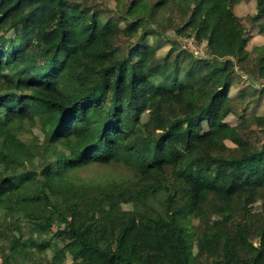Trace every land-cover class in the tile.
<instances>
[{
  "label": "trees",
  "instance_id": "obj_1",
  "mask_svg": "<svg viewBox=\"0 0 264 264\" xmlns=\"http://www.w3.org/2000/svg\"><path fill=\"white\" fill-rule=\"evenodd\" d=\"M177 3L129 0L117 19L82 0H0L2 264H190L188 238L194 264H264V116L248 113L264 94V44L256 76L242 68L264 0L247 24L238 0L179 10L174 34L205 43L207 58L168 51L147 69L139 47L156 56L164 38L150 25ZM238 67L258 96L229 95ZM16 121L41 139L24 163ZM113 165L125 181L77 174Z\"/></svg>",
  "mask_w": 264,
  "mask_h": 264
},
{
  "label": "rangeland",
  "instance_id": "obj_2",
  "mask_svg": "<svg viewBox=\"0 0 264 264\" xmlns=\"http://www.w3.org/2000/svg\"><path fill=\"white\" fill-rule=\"evenodd\" d=\"M85 4L90 5L92 9H96L100 11L101 17L104 18L107 17H116L117 19H122L124 17L125 13V6L129 0H82ZM155 0H149V2H154ZM257 1L258 0H238V3L234 5L233 9L236 12V14L241 18V20L247 24L251 18H253L256 14L258 16H261L262 13L259 14V8L257 7ZM196 0H178L176 8H169L167 11L162 12L159 17V22H152L150 27L153 30H157V32L161 35V37H158V39H163V47H161L157 52L156 56L154 55V52L150 51L143 46H140L139 48L141 51L147 50V53L143 55L142 52H140V57L144 58L145 66L147 69L153 68V66L156 63V60H159L163 58L168 51H171L172 58L178 53L183 50H186L190 54L197 58H207L208 56V50L205 45V43H198L194 41L193 39H183L177 35L174 34L172 28L174 25H181L183 21L181 20V17L179 16V10L181 11H190L193 8L194 3ZM129 23V22H128ZM258 24L260 26H264V16H261V20L258 21ZM257 24V25H258ZM127 25L126 23L121 24V27H124ZM261 27L258 26H251L248 28L247 31V46L246 50L250 54V60L247 61V63L242 67L243 70L247 71V75L256 76L254 65L256 58V55L258 54L254 49L259 47L260 45L264 44V32H260ZM136 38H134L131 42L133 44L135 42ZM152 40H154L152 38ZM174 41V44L171 45L170 43ZM150 43V40L148 41V44ZM173 43V42H172ZM172 46L174 47V50H172ZM239 71L236 72V75L234 77L233 85L231 87V90L229 92V95L233 96L236 95V93L240 90H244L248 88L249 92H254L255 96H258L259 91L262 89L261 86H255L252 87L249 85V82H247L246 76L243 75V73L240 71L241 67L237 68ZM257 103L253 104L250 108H248V113L255 114L257 116H264V94L260 98ZM174 98L170 99V102H172ZM240 118L239 116L233 115L229 116L225 122H227L231 126H235L238 124ZM252 123V122H250ZM13 133L15 135V138L19 144V146L23 150V155L20 157L22 163H24V159L30 156L29 152V146L36 145L40 139L39 132L36 128H32L30 125H27L23 122L16 121L15 126L12 127ZM249 129L251 131H255V133L258 132V129L256 125H249ZM256 138L255 141H257L259 144L264 143V133H258L254 137ZM39 144V143H38ZM228 146H233L229 142H226ZM0 156L4 159H9L11 157V154L4 150H0ZM9 173V169L7 170ZM129 171L123 167L122 165L116 166H108V167H99V166H90L85 169H82L77 172L78 177L81 180H84L85 182H93L96 183L98 181L102 180H115L116 182H120L123 180H126V177L129 175ZM252 209L254 211H260V203H257L256 205L252 206ZM87 210L89 212H93L97 210L96 206H88ZM133 224H131V227ZM191 228L195 229V232H200L201 226H199V222L196 219L191 220L190 226ZM242 249V240L241 238H237L236 241V250L240 252ZM186 253L189 257L190 264L193 263V255L195 253V245L193 244V240L188 238L186 242ZM5 255H3V258ZM3 258L0 255V264H2ZM69 258V257H68ZM69 261V260H68Z\"/></svg>",
  "mask_w": 264,
  "mask_h": 264
}]
</instances>
